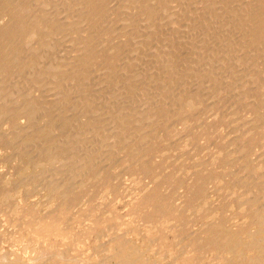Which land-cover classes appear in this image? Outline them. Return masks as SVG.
<instances>
[{"label": "bare ground", "instance_id": "1", "mask_svg": "<svg viewBox=\"0 0 264 264\" xmlns=\"http://www.w3.org/2000/svg\"><path fill=\"white\" fill-rule=\"evenodd\" d=\"M206 49L209 54L203 56ZM248 63L253 65L249 77L244 68ZM258 80H264V0H0V140L11 151L18 147L16 153L8 151L17 162L15 177L0 172V208L20 188L36 189L43 183L35 192L58 202L60 210L53 213L55 203L44 205L53 212L42 215L35 206L20 207L12 196L9 210L15 220H0V232L25 240V253L39 250L33 264H203L208 256L212 261L264 264V181H258L259 167L246 157L254 183L244 187L255 188L257 196L248 194L252 198L243 201L241 194L228 204L241 218L240 229H229L221 218L208 221L202 231L197 224V233L187 231L186 210L207 211L198 217L204 221L222 210L221 205L205 208L207 185L219 183L221 177L205 168L218 158L207 166L196 163L202 172H195L190 183L162 172L167 152L163 143L172 136L170 128L195 120L199 128L203 120L194 111L215 107V98L240 84L252 101L238 106L254 117L243 131L241 125L236 127L239 138L247 135L244 145L264 147V91ZM260 86L264 89V81ZM205 125L198 130L204 138L214 127ZM4 126H12V131ZM238 149L243 154L244 149ZM46 166L51 169L41 180L35 177L39 173L36 179L28 176ZM121 169L147 178L152 186L143 185L130 200L128 218L122 222L127 229L109 231L104 228V212L110 211L104 209V198L116 191L112 181ZM180 188L186 206L182 210L174 198ZM135 220L137 228L132 227ZM95 226L105 230L94 232ZM249 226L256 230L251 232ZM130 234L140 235L142 242L136 244ZM92 235L102 241L93 246L103 255L100 261L67 257L73 247L84 246L80 239ZM57 242L64 245L62 251ZM9 250H1V255L5 251L15 258L0 255V264L31 263L27 258L19 261L18 249ZM151 254L157 257L151 259Z\"/></svg>", "mask_w": 264, "mask_h": 264}, {"label": "rangeland", "instance_id": "2", "mask_svg": "<svg viewBox=\"0 0 264 264\" xmlns=\"http://www.w3.org/2000/svg\"><path fill=\"white\" fill-rule=\"evenodd\" d=\"M208 49H206L205 51H204V54H203V56H208ZM206 58V57H205ZM206 60L204 59L202 62L204 63ZM244 68H245V73H247V76L249 77V75H250V73H251V70L253 69V65L251 64L250 65V63H248L246 66H244ZM264 80H258V82H259V89H262L263 91H264V89H263V86H260V84L263 82ZM236 85H238V84H236ZM235 85V86H236ZM202 89H203V87H201ZM244 89H241V84L240 85H238V86H236L235 87V89H234V91H227V92H224V93H222L221 95H220V97L218 96L217 98H215V102H213V104H217L215 107H209V108H207V107H204L205 109H198V110H196V111H194V113H196L198 116V120L199 121H201V118H202V122L199 124L200 126H199V128H202V125L204 126L205 124V126H211V125H214V127H212V129L210 130V132H211V135L210 136H208V137H202L201 135H200V130H199V128H197L196 127V125H198V123L196 122V120H195V122H191L190 124H188V125H186V127H185V125L183 126L182 124H178V123H175L173 126H172V128H170V131H171V134H172V136L171 137H169L166 141H165V143H163V144H165L166 146H165V148H166V153H164V155H163V164L165 165V167L166 168H164V169H166V170H164L163 169V173H169V172H171L173 175H175L174 177L176 178V179H179V180H182V179H184L187 183H190L191 182V180H192V177H193V175H194V173L195 172H202V171H200L201 169H199V167H198V165L197 164H199V166H207V164L210 162V160H211V158H213V157H217L218 158V161L217 162H215V163H212L211 165H208L205 169L208 171V170H210V169H215L216 171H217V173H218V175L219 176H221V177H224L225 176V174L227 175V176H225V178H219V183L218 182H213V183H209L208 185H207V187H206V192H205V195H207V196H205L206 197V200H208V198H209V201H207L208 202V204H207V206L205 207V208H207V209H210V210H213V209H217L216 207H218V206H220L221 205V207H222V210H220L218 213H216V212H213V213H216L215 215H214V217L212 216L211 218L209 217V218H206L207 220H205L204 221V219L202 218V219H199L198 217L199 216H202V215H204L203 213H205V212H207V211H200L199 213H197L196 211H194V213H193V210H191V209H188V210H186L185 212H186V217H187V220H188V224H187V231L190 233L192 230L195 232V233H197L199 230H198V228H197V226L199 227V228H201L200 229V231H202L203 230V226H204V224H205V226L206 225H208V224H210V223H217L221 218H223V220H224V223L226 224V226L229 228V229H231V230H238V229H240V226H241V218H240V216L238 217V212L236 213L235 211H233V209L232 208H230L229 206H228V204L229 203H231V201L233 200V199H236V197H239V196H241V194H242V197H240L241 199H243V196H244V200L243 201H246L247 199H251L252 197H254V196H257V192L256 191H254V190H256L255 188H253L252 186H248V187H244L245 185H244V183H249V184H251V183H254V180L251 178V175L249 174V172L247 171V166L250 164V165H254V167H256V168H258L259 170H258V174L260 175V178L258 179V181H264V153H263V151H264V147L263 146H261V145H256V146H254V145H249V144H243V143H246V136L247 135H245L244 137H240L239 138V129L238 128H236L237 126H239L240 127V125L242 126V131L244 130L243 128H246V125H247V121L250 119V118H253L254 116H253V114L252 115H250V113H249V111H248V109L247 108H245V107H241V106H238V104H240V103H244V102H251L252 101V99L248 96V94H247V90L246 91H244ZM239 92V93H238ZM234 93V96L232 95ZM243 93V94H242ZM226 94V95H225ZM236 94V95H235ZM245 94V95H244ZM237 97V98H236ZM242 97V98H241ZM226 99V100H225ZM245 101H244V100ZM255 99V98H254ZM238 100V101H237ZM255 100H257V99H255ZM233 101H235V102H233ZM233 102V103H232ZM231 104V105H230ZM227 106V107H226ZM236 106V107H235ZM236 111H235V110ZM238 109V110H237ZM200 110V111H199ZM210 110V111H209ZM232 112H234V113H232ZM246 113H248V114H246ZM192 114V113H191ZM246 114V115H245ZM85 117L86 116H82V117H80V121H82V122H84L86 119H85ZM235 119V120H234ZM22 121L23 122H25V119L23 120L22 119ZM20 122H21V120H20ZM3 128H6L7 130H8V132H10V131H12V129H10V128H13L12 126H9V127H3ZM237 129V130H236ZM2 130H5V129H2ZM198 130H199V132H198ZM238 131V132H237ZM241 131V132H242ZM60 132H62V131H57V134H59ZM174 132V133H173ZM235 132H237V133H235ZM182 134L181 136H179L178 134ZM56 134V133H55ZM246 134H248V133H246ZM52 135H54V134H52ZM52 135H49L48 137L50 138ZM174 135H177L176 137H174ZM197 135H199V136H197ZM227 135V136H226ZM163 137H164V135H163ZM173 137V138H172ZM183 137H187V138H184V140L183 141H180V139L181 138H183ZM193 137V138H192ZM210 137V138H209ZM234 137V138H233ZM48 138V139H49ZM52 138V137H51ZM50 138V139H51ZM178 138H180L179 140H178ZM197 138V139H196ZM207 138V139H206ZM237 138V139H236ZM55 139V138H54ZM54 139H52V142H54L53 140ZM177 139V140H176ZM51 141V140H50ZM49 141V142H50ZM228 141V142H227ZM197 142V143H196ZM170 143V144H169ZM4 143L0 140V147H2V148H0V156L2 155V153H4L5 151H6V153H4L5 155H3V158H4V160L7 158V161H8V163L6 164V160L4 161L3 160V158H2V156L0 157L1 159V161H0V163H1V167H0V172L2 171V173L1 174H5L6 173V176H13V177H15V171H16V165H17V162H16V160L14 159V157L11 159L10 157H12V155L9 157V153H8V151L9 152H13L14 151V153H16L17 152V150H18V147L16 148L15 146H13V150L11 151V146L10 147H7L6 148V146L7 145H5V148H4V145H3ZM77 145L79 144L78 142L76 143ZM169 144V145H168ZM168 145V146H167ZM197 145V146H196ZM74 146H76V145H74ZM184 146H185V148H184ZM14 147L16 148V149H14ZM238 147L240 148V150H243V154H242V151H239V149H238ZM4 148V149H3ZM8 148H10L9 150H8ZM22 148V147H21ZM242 148V149H241ZM262 148V149H261ZM2 149V150H1ZM7 149V150H6ZM199 149V150H198ZM238 149V150H237ZM261 149V150H260ZM236 150H237V152H236ZM253 150V151H252ZM1 151H2V153H1ZM230 151V152H229ZM173 152V153H172ZM238 152H240V153H238ZM180 153V154H179ZM217 153V154H216ZM221 153V154H220ZM231 153H232V155H231ZM262 153V154H261ZM9 154V155H8ZM191 156H190V155ZM216 154V155H215ZM242 154V155H241ZM261 156V157H258L259 155ZM7 155H8V157H7ZM177 155H179V156H177ZM181 155V156H180ZM257 155V157H255ZM263 155V156H262ZM241 156V157H240ZM252 156V157H251ZM6 157V158H5ZM235 157L237 158V159H235ZM246 157H247V161H248V159L251 161H248V162H250L249 164H248V162L247 161H245L246 160ZM253 157H255V159L253 158ZM10 158V159H9ZM190 158V159H189ZM193 158H196V160H194ZM252 158H253V160H252ZM171 159V160H170ZM175 161H174V160ZM187 159H189V160H187ZM232 159H234L235 160V162H234V160H232ZM240 159V160H239ZM9 160H10V162H9ZM13 160V161H12ZM167 160V161H166ZM169 160V161H168ZM174 161V162H173ZM177 161H178V163H177ZM196 161V162H195ZM13 162V163H12ZM171 162V163H170ZM227 162V163H226ZM233 164H232V163ZM243 162V163H242ZM197 163V164H196ZM202 165H201V164ZM13 164H15V165H13ZM172 164V165H171ZM193 164H196V165H193ZM221 164H223V165H221ZM231 164L233 165V166H231ZM178 165V166H177ZM191 165H193V166H195V168L194 167H192ZM245 165H247V166H245ZM4 166H5V168H4ZM7 166V167H6ZM52 166V165H51ZM51 166H46V167H42V168H40V169H37V170H32V172L31 173H29V175L28 176H31L32 177V175H33V177H34V175H36V174H38V176H35V177H39L40 175H41V177L42 178H44L45 176H47L48 174H49V172H48V167L51 169ZM176 166V167H175ZM184 166V167H183ZM229 168H228V167ZM245 166V167H244ZM53 167V166H52ZM196 167H197V169H196ZM219 167V168H218ZM239 167V168H238ZM241 167V168H240ZM243 167V168H242ZM1 168H3L2 170H1ZM7 168V171L6 172H4V170ZM47 169V171H46V169ZM122 168H123V166H122ZM179 168V169H178ZM202 168V167H201ZM218 168V169H217ZM49 169V170H50ZM194 169H195V171H194ZM227 169V170H226ZM229 169V170H228ZM236 170V172L234 173L235 175H237L236 177H235V175L233 174V172H231V171H233V170ZM46 171V173H44L43 174V172L44 171ZM125 170V169H124ZM124 170H122L121 169V172H118V170L115 172V174H118L116 177V179H115V182L114 181H112L113 183L112 184H114V183H116V184H114V185H116L117 186V189H116V191H110L111 193L109 194V195H106L105 196V198H104V209H110V211L109 212H104V228L106 229V228H108V229H106V230H109V231H111V230H113V229H119V228H121V229H127V227L124 225V223H122L123 221H125L128 217H127V215L129 214V212H128V208L130 209V200H132V199H134V198H136V196H137V194L142 190V188H143V185L145 186V187H148V188H150L151 186H152V183L150 182V184H149V181H148V179L147 178H143V177H140L139 179H138V176L136 175V176H130L129 175V173H128V171L126 170L125 172H124ZM188 171V172H185V171ZM205 170V171H206ZM226 170V171H225ZM234 170V171H235ZM241 170H244L243 172H244V174H243V172L241 171ZM39 171V172H38ZM43 171V172H42ZM173 171V172H172ZM179 171V172H178ZM42 174H41V173ZM124 172V173H123ZM176 172H178V173H176ZM204 172V171H203ZM232 174H231V173ZM35 173V174H34ZM48 173V174H47ZM120 173H121V175H120ZM230 173V174H229ZM243 174V176L241 177V175ZM247 173V174H246ZM8 174H10V175H8ZM13 174V175H12ZM31 174V175H30ZM229 174V175H228ZM246 174V175H245ZM263 176H262V175ZM27 176V177H28ZM44 176V177H43ZM26 177V175L25 176H23L22 178H27ZM30 177V178H31ZM33 178V179H36V178ZM119 177V178H118ZM123 179H121V178ZM240 177V178H239ZM246 179H245V178ZM250 177V179L248 180V178ZM133 178V179H132ZM238 178H239V180H238ZM245 179V181H242V180H244ZM29 179V177L27 178V180ZM38 179H40V177L38 178ZM225 180V182H224V180ZM234 179V180H233ZM241 179V180H240ZM41 180V179H40ZM116 180H118V182L116 181ZM137 180V181H136ZM237 180V181H236ZM251 180V181H250ZM135 181V182H134ZM238 181H240V182H238ZM120 182V183H119ZM132 182V183H131ZM139 182H141V183H139ZM232 182V183H231ZM243 182V183H242ZM251 182V183H250ZM40 183H42V181L40 182ZM117 183H119V184H117ZM241 184V186H240V184ZM43 184V183H42ZM41 184V185H42ZM148 184V185H147ZM220 184H222V185H220ZM233 184V190H232V188L230 189V187L229 186H231ZM37 185H39L38 183H37ZM41 185H39L38 187L36 186L35 188L36 189H32L31 188V186L30 187H28L29 189H30V191H28L29 189H22V188H20V190L18 191L19 192V194L17 193V197L15 196L14 197V195H12L13 197H14V199H16L15 201H17L18 202V200H20L19 201V205H20V207H22V208H28V209H32V208H34L33 206H35V208L33 209V210H35V211H37V212H39L40 214H42V215H46V213H48V212H53V210H50V208H51V206H50V208H46V207H48L50 204H53V203H55L54 205H52V209H54V212L53 213H55V212H59L60 210H58L59 209V203L58 202H53V201H51V200H48V201H46L45 199H46V195H44L42 192H40V190L38 191V193L37 192H35V191H37L39 188H41ZM229 185V186H228ZM136 186H138V187H136ZM215 186V187H214ZM211 187H214V190L216 189V191H218V192H216V191H214ZM38 188V189H37ZM105 188V187H104ZM236 188V189H235ZM240 189V190H239ZM254 189V190H253ZM135 190V191H134ZM225 190H226V192L227 193H225ZM229 190V191H228ZM235 190H238V191H235ZM250 190V191H249ZM22 191H24V192H22ZM27 191V192H26ZM32 191H34L35 193H37L36 195H35V193H33ZM164 191H165V193H167V194H171V190H170V188H168V187H165L164 188ZM211 191V192H210ZM223 191H224V193H223ZM26 192V193H25ZM29 192V193H28ZM133 192H135L134 194H132ZM210 192V193H209ZM233 192V193H232ZM244 192V193H243ZM248 192H251V193H248ZM24 193V194H23ZM31 193V194H30ZM232 193V194H231ZM176 194V196H174V198H175V206H177L179 209H185L186 208V206H185V203H184V201H183V189L182 188H180V189H178V190H176V193H174V195ZM181 194V195H180ZM234 194V195H233ZM246 194V195H245ZM248 194L250 195V194H252V195H250V196H252V197H250V196H248ZM19 195V196H18ZM40 195H42V197L40 196ZM12 196L11 197H9L8 199H6L5 200V202L1 205L2 207L0 208V215H1V219L0 220H2V221H8V220H10V219H12V213L10 212V210H9V207H11L10 206V204H11V199H13L12 198ZM108 196V197H107ZM213 196V197H212ZM229 196V197H228ZM24 197H25V199H24ZM38 197V198H37ZM212 197V198H211ZM219 197V198H218ZM226 199H224V198ZM248 197H250V198H248ZM11 198V199H10ZM33 198V199H32ZM41 198V199H40ZM42 198H44V199H42ZM218 198V199H217ZM32 199V200H31ZM35 199V200H34ZM40 199V200H39ZM212 199V200H211ZM10 200V201H9ZM44 202H43V201ZM106 200V201H105ZM31 201V202H30ZM33 201H35L36 203H37V201L39 202V203H34ZM44 203H42V202ZM215 202V203H214ZM41 203H42V205H41ZM221 203V204H220ZM226 203V204H225ZM27 204V205H26ZM36 204V205H35ZM48 204V205H47ZM180 204V205H179ZM225 204V205H224ZM46 207H45V206ZM46 208H44V207ZM226 206V207H225ZM41 207V208H40ZM55 207V208H54ZM7 208V209H6ZM45 209V210H44ZM206 209V210H207ZM227 209V210H226ZM45 212H44V211ZM47 210V211H46ZM9 211V212H8ZM43 211V212H42ZM192 211V212H191ZM233 211V212H232ZM42 212V213H41ZM111 212V214H108V213H110ZM11 213V214H10ZM105 213H107V214H105ZM113 214V215H112ZM196 214V215H195ZM212 214V213H211ZM229 214V215H228ZM222 215V216H221ZM221 216V217H220ZM231 216V217H230ZM234 216H237V217H234ZM126 217V218H125ZM189 217V218H188ZM230 217V218H229ZM234 217V218H233ZM194 218V219H193ZM14 219V218H13ZM12 219V220H13ZM118 221H117V220ZM125 219V220H124ZM211 219V220H210ZM15 220V219H14ZM237 220H239V222L237 221ZM136 221V223H133L132 224V227H135V228H137L138 227V221L137 220H135ZM209 221V223L207 224V222ZM205 222V223H204ZM86 223V222H85ZM119 223H122V224H119ZM233 223H235V224H233ZM198 224V225H197ZM228 224H229V226H228ZM231 224H233V225H231ZM84 224H82V226H81V228H83L84 226H83ZM121 226V227H118V226ZM202 227H201V226ZM28 225H23V228L22 229H24L25 227H27ZM110 226V227H109ZM123 226H124V228H123ZM207 227V226H206ZM232 227V228H231ZM259 226H257V228H258ZM11 228V227H10ZM104 228H101V226H99V227H94V229H93V231L94 232H98V231H101L102 229H104ZM110 228H112L111 230H110ZM194 228V229H193ZM251 228V229H250ZM4 229V227H2V229L1 230H3ZM9 229V228H8ZM104 229V230H105ZM191 229V231H189ZM198 230V231H197ZM249 230L251 231V232H254L255 230H256V226H249ZM192 231V232H193ZM15 235V234H14ZM134 235V236H133ZM138 234H130V235H128V237H129V239H131L133 242H135L136 244H138V242H139V244H140V242H142V239L140 240V238H142L140 235H138ZM136 236V237H135ZM7 237L8 236H3L2 235V233L0 232V255H1V250L3 251V250H5L7 253H10V248L11 247H14V249H18L17 250V254H16V256H18L19 257V261H24V262H26V263H28V261H30L32 264L36 261V257H34L35 255L37 256V254L39 253V250H33V253L35 252V254L34 255H32L33 253H32V249H30L29 248V252H30V250H31V253H29L28 251H26V253H25V250L24 249H22L23 248V246H25V240H23V239H20V238H18V237H16V236H13V237H8V239H7ZM134 237V238H133ZM140 237V238H139ZM11 238V239H10ZM14 238H17V239H14ZM10 239V240H9ZM8 240V241H7ZM13 240V241H12ZM2 241V242H1ZM19 241V242H18ZM80 241L84 244V246L83 247H81L80 249H76L75 247H73L74 248V251L73 252H68L69 254H67L68 256L67 257H72V259L73 258H75V259H78V257L80 258V259H83L85 256L87 257V256H91V258H93V259H96L95 261L97 262L98 260L100 261L101 259H102V257H103V255L101 256V254L98 252V250L96 249V250H94V248H93V246L95 245V244H97V243H99V242H102L101 240H96L95 238H94V236L92 235V236H90V237H88V238H83V239H80ZM104 241H105V238H104ZM18 242V243H17ZM80 242V243H81ZM14 243V244H13ZM24 243V244H23ZM74 244V242H70V244ZM31 245V244H30ZM40 248H42L41 246H42V243H39V244H37ZM5 246V247H4ZM8 246H10L9 247V249H7L8 248ZM17 246H19V248L20 249H22V250H20ZM56 246H57V248H58V251H62L63 250V247H64V245H62L60 242H57V244H56ZM92 248H93V250L95 251H93L92 250ZM7 249V250H6ZM9 250V251H8ZM5 251L3 252V254L1 255L2 257L4 256V257H8L9 259H10V257H11V255H9V256H6V255H8V254H6L5 255ZM20 251V252H19ZM53 251V252H55V250H47L46 251V253L48 252L49 254L51 253V252ZM88 251H90V252H88ZM21 252H23V253H21ZM86 252V253H85ZM89 255H88V254ZM24 254H26L25 256L23 255V257H22V255ZM29 254H31V256H29ZM82 254V255H81ZM93 254V255H92ZM95 254V255H94ZM81 255V256H80ZM154 255H156V254H154ZM153 254H151L149 257L151 258V259H153V258H156L157 256H154ZM0 256V258L2 259V260H0V262H4L3 261V258ZM94 256H95V258H94ZM106 256V255H105ZM153 258H152V257ZM15 258V255L13 256L12 255V257H11V259L12 258ZM21 257L24 259V260H22L21 259ZM32 257H34V259L32 258ZM99 257H101V258H99ZM210 256H208L207 257V259H206V261H204L203 262V264H227V263H229L231 260H228V259H224L223 261H212V260H209L208 258H209ZM8 258H6V259H8ZM13 258V259H14ZM27 258V260L25 261V259ZM69 258V259H70ZM98 258V259H97ZM106 258V257H105ZM104 258V259H105ZM166 258H168L167 256H165V258H164V261H167L168 259H166ZM30 259V260H29ZM106 260V259H105ZM9 261V260H8ZM32 261H34V262H32ZM31 263H29V264H31ZM61 264H65L64 262H62ZM199 264H202V263H199ZM229 264H239V263H229Z\"/></svg>", "mask_w": 264, "mask_h": 264}]
</instances>
